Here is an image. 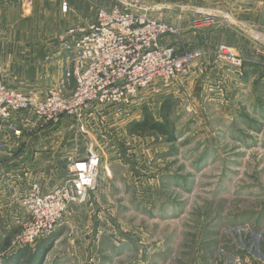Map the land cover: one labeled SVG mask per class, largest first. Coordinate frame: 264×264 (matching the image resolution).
<instances>
[{
  "label": "rangeland",
  "instance_id": "374dc122",
  "mask_svg": "<svg viewBox=\"0 0 264 264\" xmlns=\"http://www.w3.org/2000/svg\"><path fill=\"white\" fill-rule=\"evenodd\" d=\"M87 1L92 10V12L87 10L90 11V16L100 7L120 6L134 13L137 11L146 14L149 18L172 23L179 28L180 34L176 37H167L165 40L173 42L175 39L180 51H201L193 64L204 65L202 68H210L214 65L217 60L214 54L215 46L222 42L218 41L221 39L220 36L214 35L213 20L216 21L217 17L224 13L228 17L227 20L222 21L224 26L226 22L232 25L248 10H242L246 4H242L241 0H234L229 4L226 0ZM23 10L27 13L28 8L23 7ZM75 11L78 15L87 16L83 6L79 5ZM31 12L32 10H29L28 17L24 19L26 30L23 34L0 36V75L6 86L38 95L45 90L44 85H41L44 79L42 66L51 62L52 51L56 50L53 49L54 46L49 45L50 42H57L60 35L71 26H77L79 22L67 24L68 13L59 9L56 11V8L52 9L51 14L40 13L39 17H33ZM202 19H206L205 24L201 22ZM237 23L238 26L239 22ZM13 42L16 44H12ZM233 50L244 59L245 53L237 52L235 48ZM27 63L32 64V67L30 66L32 77L21 80L22 70L26 73L25 76L28 74ZM207 76L209 86L217 88L216 78L209 76V71L205 77ZM187 77L179 80L173 89H170L169 94L148 97L144 103H141L138 116L134 120H122L123 116L115 118L102 110L95 112L93 116L94 122L98 125L95 129L100 135L103 134L104 137L111 135L113 126L111 124L117 120L120 125L115 130L123 128L138 136H153V138L149 137V146L152 147L154 144H167L165 137L149 130L142 129L141 131L145 132H138L134 125L147 115L163 122L164 129L168 133L173 131L171 141L176 146L173 149H179L181 167L188 168L187 174H180L178 192L175 191V185H171L169 181L164 187V193L168 196H172L173 190L175 203H178V207L182 209V215L176 218L168 215L157 217L156 221L165 225L162 227L166 230L163 233L165 237L156 233L150 235L152 248L157 247L153 242L157 238L168 241L167 247L161 251L159 249L153 251L151 259L142 264H264V96L258 92L260 98L255 99V103H252L253 100L235 99L233 104L229 105L232 107L230 108L219 101V99L228 101V98L225 95L221 96L217 90V102L212 100L195 104L190 102L191 85L193 86L200 76L189 79ZM47 82L49 86L46 89H49L55 87L58 80H47ZM185 86L187 89L183 91ZM177 87L179 90L174 92ZM67 89L66 93L72 91L73 86ZM200 89L198 87V93ZM261 93L264 95V91ZM165 100L169 101L167 110L163 107ZM261 103L263 104L260 105ZM200 106L206 108L209 117L200 116ZM162 111L167 119L163 118ZM231 112L233 114L229 115ZM70 122L71 126H68L70 137L75 134L86 137L77 133L75 126H72L73 122ZM64 123L66 124V121ZM9 124L13 125L14 130L3 133V141L1 140L3 147L0 152L11 151L7 143L13 137L27 139L26 143L20 142L16 147L17 153L27 154L28 148L36 146L34 159L30 163L34 166V180L45 188L56 187L55 183L59 185L69 176L72 160L86 155L85 141L76 142L72 137L69 142L64 141L60 144L61 135L66 134L62 132H59L57 138L56 136L49 138L51 132L58 130L61 123L44 125L36 117L21 114L19 122L10 121ZM218 126L220 135L217 134ZM156 135L160 136L162 141H159ZM218 135L221 145L217 148L210 139L215 141ZM178 138L180 140H177ZM202 142L208 144L202 147ZM130 145L136 143L130 142ZM96 147L102 149L103 144H98ZM204 152L206 154H203ZM189 158L193 163L186 161ZM207 159L210 162L203 164L208 161ZM90 193L88 197L91 198ZM176 193H179L180 197ZM19 197L20 195H17L16 198ZM178 198L180 200H176ZM166 204L170 203L166 202ZM168 205L166 208L169 207ZM91 215L88 225L82 230L85 231L82 236L83 245L79 247L77 238L76 251L71 249L74 244L68 242V236H63L66 231L64 224L30 247L14 248L10 246L14 235H10L9 241L6 240L3 235H7V230L5 229L4 232L0 227V264H125V261L118 260L117 256L126 248L128 250L125 251L126 256H124L135 257L137 238L133 237L132 241L121 242V236L115 235L112 221L101 220L96 213L93 215V212ZM142 220H145L146 225L149 226L157 223L149 218H140V220H130V227L134 229ZM19 228L17 231L20 230ZM96 238L98 243H95ZM125 238L126 236L123 239ZM114 240L119 241V245L113 242Z\"/></svg>",
  "mask_w": 264,
  "mask_h": 264
},
{
  "label": "crops",
  "instance_id": "0c3cea01",
  "mask_svg": "<svg viewBox=\"0 0 264 264\" xmlns=\"http://www.w3.org/2000/svg\"><path fill=\"white\" fill-rule=\"evenodd\" d=\"M241 1L243 2L242 4H246V7L242 10H248L246 13H242L240 18L237 19L239 25H236L238 24L237 22H234L232 25L226 22L224 26L222 21L227 20L228 17L222 13V15L217 17L216 21L213 20V23H215L213 32L214 35L216 34L221 37L218 41L222 42L219 43L232 46L237 52L245 53L242 68L237 70L233 65L219 59L215 60L214 65L210 68H202L204 65L201 64H192L187 78L189 79L194 76L200 77L197 78V82L193 86L191 85V103L196 104L210 102L212 100L217 102V90L221 96L225 95L228 98V101L219 99L226 107H230L229 105L233 104L232 102L235 99H239V101L253 100L252 103H255V99L259 100L260 98L258 92H260L261 96H264L261 93L264 91V0ZM62 2H66L68 5L66 10H62ZM86 2L89 3L87 0H34L27 13L29 10H32L31 15L33 17H39L40 13L51 14L52 9L56 8V11L59 9L68 13L69 16L66 19L67 24L71 25L78 21V25H87L94 21L96 11L90 16V11L87 10L91 9ZM230 2H234V0H226V3L229 4ZM251 2L252 4H249ZM254 2L255 4H253ZM79 5L83 6V9L87 12L86 17L76 14L75 9ZM24 11L23 7L14 0H0V36L4 37L14 33L23 34L26 30L24 27V19L29 15ZM12 44H16V42ZM49 45L54 46L53 49L56 50L52 51L53 55L51 56L53 57L51 62L49 64L45 63L42 66L44 79L41 85H44L43 88L45 90L38 95H41L47 90L46 88L49 86L47 80H59L64 70H66V67L69 66L66 60V54L59 48L57 42H50ZM26 65L28 66L26 69L28 74L25 76L26 73L22 70L20 74L21 80L32 77V64L27 63ZM208 71L209 76L216 78L217 88L209 86L208 76L205 77ZM192 82L193 80L190 81V84ZM71 85L74 88L75 84L70 80L67 88ZM196 85L199 89L201 87L200 93L197 92L198 87ZM186 89L187 86L183 88V91ZM211 89L214 90L212 91ZM177 90H179V87L176 90L174 89V92ZM70 92L72 91L69 90L68 93ZM200 108V116L209 117V112L206 108L203 106H200ZM216 112H218V109H216ZM232 112L229 115H232ZM93 116L94 113L88 120L89 125L91 124V133L86 137H81L77 134L70 137V133L68 132V126H71L69 122L72 121L70 119L64 120L66 124L64 121L61 123L62 125L60 127L62 130L58 127V130L51 132L52 134L49 135V138L53 136L57 138L60 134L59 132L66 133L61 135L60 144L64 141L69 142L72 137L73 141L76 140V142L85 141V148L91 145L93 146L94 144L95 146L93 147L96 148L101 158L97 187L92 190L90 193L91 198L88 197L85 201L86 203H76L70 206V214L63 223L66 225V231H64L63 236L66 237L67 235L68 242H73L74 245L71 249L74 251L77 250V238V244H79V247H82V236L85 233L82 230L88 225L87 222L90 221L91 213L93 212V215L96 213L101 220L112 221L115 235L121 236V242H129L132 241L133 237L137 238L138 243L135 245V257H125V251L128 250L126 248L122 252L120 251L117 256L118 260L125 261V264H135L136 262L138 264L146 263L151 259L150 257L153 251L165 249L168 243L164 239L159 240L157 238V240L154 239L153 241L155 242L154 244H157V247H151L152 241L150 240V235L152 233L162 234L165 237L163 233L166 230L165 228L162 229L165 225L156 221V218L161 217V215L174 216L173 218H176L180 217L183 212L178 207V203H175L173 190L171 191L172 196H168L164 193V187L167 186L166 183L169 181L171 185H175V191L178 192L179 183L181 182L180 174H187L188 168L181 167L182 163L179 161V149H173L176 146L173 145L175 143L171 140L167 141V144L159 143L160 145L154 144V147L149 146V137L153 138V136H138L123 128L122 130H115L120 125V122H116L117 120L111 124V126L113 125L110 132L111 135L104 137L103 134L100 135L96 131L95 127L98 125L94 122ZM19 121L20 118L15 119V122ZM216 129L218 130L217 134L219 133L220 135L219 126ZM219 135L217 137L218 139L215 138V141L214 139H210L212 144L216 145L217 148L221 145ZM156 137L159 141H162L160 136L156 135ZM180 138L177 140H180ZM10 139L11 141L9 140L10 142L8 141L9 143L7 145L9 144L11 151L0 152V227L4 232L5 229L7 230V235H3V237L8 241L10 235H14L13 233L17 231L19 223L25 216L16 197L28 189L31 182H37L34 180V166L30 163L34 159L33 156L36 146H31L30 148L32 150L28 148L27 154H20L17 153L16 147L20 142L24 141L26 143L27 139L21 140L15 137ZM31 141H33V138ZM130 142L136 143V145H130ZM98 144H103V148L98 149L96 147ZM202 144V147H204V144L206 145L208 143L202 142ZM203 154L206 153L204 152ZM207 160L203 164L210 162L209 159ZM186 161L193 163L191 158ZM6 164L9 165L5 166ZM37 183L40 185L42 191L52 189L45 188L39 182ZM55 185L57 186L56 183ZM176 195L180 197L179 193H176ZM176 200L180 199L178 198ZM166 202L170 204L168 205ZM167 205L169 206L168 208H166ZM140 218H149L157 223L149 226L146 225L145 220H142L141 223H138L132 229L129 224L130 220H140ZM124 236H126L125 240L123 239ZM58 239H56V242ZM113 242L119 245V241L116 242L114 240ZM95 243H98V238H96ZM128 248L130 249V247Z\"/></svg>",
  "mask_w": 264,
  "mask_h": 264
},
{
  "label": "built area",
  "instance_id": "2783aa9c",
  "mask_svg": "<svg viewBox=\"0 0 264 264\" xmlns=\"http://www.w3.org/2000/svg\"><path fill=\"white\" fill-rule=\"evenodd\" d=\"M14 1L29 9L33 0ZM61 5L62 10L68 8L65 2ZM205 20L201 22L205 24ZM179 32L168 21L128 8H98L93 22L71 26L57 39L69 66L55 87L41 95L28 94L6 86L0 75V149L3 133L14 130L10 121L21 114L36 117L44 125L70 119L76 132L84 136L91 133L89 117L100 110L115 118L123 116L122 120L136 119L141 103L153 95L169 94L189 75L201 54L180 51L175 39L165 40ZM214 54L237 70L243 65V59L224 43L215 46ZM70 80L75 86L66 93ZM87 148L84 157L72 160L69 176L59 185L42 191L37 182H31L20 194L17 201L26 217L10 241L11 247H30L54 233L70 214V206L88 199V193L97 187L101 158L95 147Z\"/></svg>",
  "mask_w": 264,
  "mask_h": 264
},
{
  "label": "trees",
  "instance_id": "16d2710c",
  "mask_svg": "<svg viewBox=\"0 0 264 264\" xmlns=\"http://www.w3.org/2000/svg\"><path fill=\"white\" fill-rule=\"evenodd\" d=\"M168 102L169 101L164 102V106H163L164 107V110H167ZM163 113L164 112L162 111V114ZM162 116H163V118L167 119L164 114ZM134 127H135V130L138 131V132H145V131H141L142 129L143 130H149L151 132H156V134L162 135L163 137H165L166 141L172 140L171 137H172L173 131H170V133H168L166 131V129H164L163 122L158 121V120H155V119H153L152 117H150L148 115L145 116V117H143L142 119H140L134 125ZM138 132H136V133H138Z\"/></svg>",
  "mask_w": 264,
  "mask_h": 264
}]
</instances>
